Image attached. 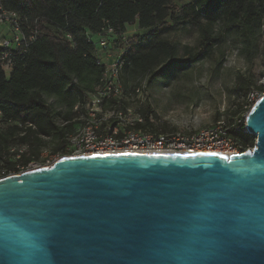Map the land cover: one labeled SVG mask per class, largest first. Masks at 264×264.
Returning <instances> with one entry per match:
<instances>
[{
	"label": "water",
	"instance_id": "95a60500",
	"mask_svg": "<svg viewBox=\"0 0 264 264\" xmlns=\"http://www.w3.org/2000/svg\"><path fill=\"white\" fill-rule=\"evenodd\" d=\"M251 148L60 157L0 179V264H264V92Z\"/></svg>",
	"mask_w": 264,
	"mask_h": 264
},
{
	"label": "trees",
	"instance_id": "16d2710c",
	"mask_svg": "<svg viewBox=\"0 0 264 264\" xmlns=\"http://www.w3.org/2000/svg\"><path fill=\"white\" fill-rule=\"evenodd\" d=\"M0 4L16 12L25 33L36 30L26 47L10 51L8 71L1 66L0 47L1 165L14 163L7 154L13 145L26 146L17 159L22 165L40 159L43 149L64 151L66 137L75 127L73 105L102 80L103 66L97 64L92 37L106 35L109 27L120 38L132 23L140 33L127 37L128 50L122 55L119 80L125 88L130 80L138 84L167 79L219 49L215 71L222 66L225 49H235L244 69L233 74L227 89L229 108L234 110L217 111L215 118L227 125V134L241 150L253 146L254 136L243 130V115L248 95L264 92L254 71L258 57L264 64L260 46L264 0H0ZM187 25L198 28L199 37L195 46H182L179 57V44L167 35ZM119 38L115 42L124 45ZM150 113L149 104L141 109L149 125ZM222 116L225 119H219ZM146 124L138 127L147 129Z\"/></svg>",
	"mask_w": 264,
	"mask_h": 264
},
{
	"label": "built area",
	"instance_id": "2783aa9c",
	"mask_svg": "<svg viewBox=\"0 0 264 264\" xmlns=\"http://www.w3.org/2000/svg\"><path fill=\"white\" fill-rule=\"evenodd\" d=\"M0 26L5 27L9 34V38L5 35L0 38V47L4 49L1 66L5 71H8L10 62L7 57H9L10 51L26 47L35 39L36 30L25 33L16 12L3 8L1 4ZM104 33L106 35H99L97 43L95 41L93 43L97 64L103 66L102 80L92 92L87 94L86 98L76 102L71 109L75 127L66 137L64 147L66 154L52 159L47 158L43 161L44 164L37 165L35 161H30L26 165H22L17 159L26 150V146H10L7 154L14 163L9 166L0 164V179L40 166H50L60 157L144 152H215L229 156L243 151L227 134L228 127L221 120L210 126L184 133L167 132L161 129L150 131L139 128L138 126L144 122L141 109L147 106L141 105L147 101L142 93L146 82L140 80L133 88V93L124 89L121 80H119V74L123 65L122 55L128 50L126 45L128 36L124 32L119 38L113 34V30L109 27L104 30ZM107 35L112 36L107 37ZM117 38L124 45H118L119 42H115ZM261 94L252 92L248 95L247 111ZM136 102L138 106H135ZM246 113L243 115V125ZM61 123L66 124L67 121ZM243 130H245L244 127Z\"/></svg>",
	"mask_w": 264,
	"mask_h": 264
},
{
	"label": "rangeland",
	"instance_id": "374dc122",
	"mask_svg": "<svg viewBox=\"0 0 264 264\" xmlns=\"http://www.w3.org/2000/svg\"><path fill=\"white\" fill-rule=\"evenodd\" d=\"M140 30L136 23L127 25L126 35L131 37L139 34ZM9 34L5 27L0 26V38ZM171 41L177 42L180 46L179 57L183 53L181 48L184 45L195 46L199 37V30L196 27L187 25L177 30L171 31L168 35ZM97 43L96 36L92 37ZM260 46L264 49V20L262 26V35ZM220 51L217 49L212 55L204 57L195 63L189 64L185 69L174 71L169 78H156L155 80H145L143 95L147 101L141 105L149 107L152 113L148 116L150 123L145 120L148 130L179 131L188 132L198 128L207 127L217 120L216 112L224 114L225 110H234L229 108L230 104L227 97V89L232 87L233 74L237 70L244 69V62L237 56L235 49L228 47L225 49V58L222 66L217 67V60ZM255 73L259 76V83L264 84V64L263 59L258 57L254 66ZM125 90L133 93L136 83H128ZM48 101L53 102V97H48ZM138 106L137 102L134 103ZM141 106V107H142ZM63 108V107H62ZM219 119H225L224 116ZM229 124L232 122L229 121ZM66 152H53L43 149L40 152V159L34 160L37 165L44 164L45 159L62 156Z\"/></svg>",
	"mask_w": 264,
	"mask_h": 264
},
{
	"label": "snow or ice",
	"instance_id": "6c2138e0",
	"mask_svg": "<svg viewBox=\"0 0 264 264\" xmlns=\"http://www.w3.org/2000/svg\"><path fill=\"white\" fill-rule=\"evenodd\" d=\"M97 155H100L99 153ZM104 155H107V153H105ZM124 155H128L127 153H125Z\"/></svg>",
	"mask_w": 264,
	"mask_h": 264
}]
</instances>
